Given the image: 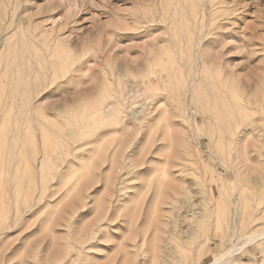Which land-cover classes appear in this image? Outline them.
<instances>
[{
  "label": "rangeland",
  "instance_id": "1",
  "mask_svg": "<svg viewBox=\"0 0 264 264\" xmlns=\"http://www.w3.org/2000/svg\"><path fill=\"white\" fill-rule=\"evenodd\" d=\"M21 1L11 0L29 8L13 38L19 46L0 56L2 72L10 53L18 55L0 75V264H208L230 247L231 230L241 239L264 228V0H213L229 20H218L208 38L233 36L237 43L223 50L254 76L236 82L243 91L235 97L197 86L186 100L178 96L181 74L146 91V69L123 62L140 60L143 43L159 37L162 16L186 13L190 0H78L71 8ZM39 24L61 35L49 47L54 55L39 39L36 51ZM30 69L37 74L27 76ZM204 83L197 85L221 84ZM128 86L131 106L118 97ZM169 186L178 189L173 209ZM229 264H264V238Z\"/></svg>",
  "mask_w": 264,
  "mask_h": 264
},
{
  "label": "bare ground",
  "instance_id": "2",
  "mask_svg": "<svg viewBox=\"0 0 264 264\" xmlns=\"http://www.w3.org/2000/svg\"><path fill=\"white\" fill-rule=\"evenodd\" d=\"M59 1L64 2L65 8H69V7L71 8L72 6H76V4L78 2V0H59ZM192 2L193 1L190 0V2L188 4H186V6L184 5V10L186 11V13H184V12L179 13L176 8H173L170 15H167V16L163 15L162 19L159 23V27H160V31L158 30L159 31L158 32L159 37L158 38L156 37V39H155V37H154L155 35H154V36H152L154 39L151 38L152 40L150 39V41H145L143 43V47H142V51H141V55H140L141 56L140 60L138 59V57H136L134 59H128L127 58L128 60L126 59L123 62V67L130 68V69L136 68L137 70H139L141 68L146 69V71L148 72V77L144 78V80H143V81H145L144 83L148 86L145 88L146 91L155 90V88L159 89L157 87V85H159V83L166 81L167 79L169 80L170 78H173L175 76L178 77V74H181L182 79H184V82H183V85L181 87L182 91L179 92L180 95H178V96H182V97L184 96L185 100L188 99L189 97L193 96L194 93L195 94L198 93L199 92L198 87H199V89H202V91L204 93H207V95L209 94V95L215 96V97L216 96L219 97V96H225V95L230 96L231 95V96L235 97L236 95H238L241 92V90L243 91V87L242 88L238 87V85H236V82L239 84L240 79L242 77L247 79V81L251 80L253 78L254 74H252V72L247 71L246 69H248V70L251 69L252 71H254V70L251 67V65H249V66L248 65L238 66L239 63L236 65L233 62V59L228 57L230 55L229 52H231V51L230 50H226V51L223 50V47H224L223 45L228 44L227 42H229L231 39H233V36L224 35V37L222 39H220L218 42L215 39L210 40L208 38L210 36V33H209L210 30L213 29V27L216 25V22L218 20L228 19V18H226L228 13H226V16H224V14H221L220 13L221 7H219L217 5V2H214L213 0H198L196 3L195 2L192 3ZM57 5L59 6L60 4L57 3ZM26 11H29V8L26 7L24 4L18 3V5H15V3L13 2V4L11 5V0L8 1L5 6H1V9H0V56H2V54L4 53V51L6 49L7 50L10 49V50L14 51L16 48H18L19 41L17 39L14 41L13 38L18 33V26L21 23L20 22V18H21L20 16H21V14H23V12H26ZM38 14H40V11L34 13V15L32 17V19L34 21H35V19H34L35 15H38ZM261 19H262V17H261ZM42 20H45V19H43V18L38 19V21H42ZM232 23H234V24L238 23L239 29H240V26L243 25V24L240 25V23L236 19H233ZM258 24H261V23L258 22ZM247 28L248 27H246V29ZM257 28H260V26L256 27L255 29H257ZM241 29H242V27H241ZM243 29H245L244 26H243ZM243 29L239 31L240 35L242 34V36L244 35V33L241 32V31H244ZM252 29L250 28V31ZM33 30H35V33L32 35V39L34 41V44L36 45L35 46L36 51L38 50L39 42L44 41V42L48 43L46 46L47 49L45 50L46 51L45 53L47 56H51V54H53V53L50 51L51 49L49 50V47L52 46L51 43H54L53 45H55L58 37H61V35L59 33H56L55 29H52L51 27L47 28L45 25H42V24H39L37 27L34 26ZM253 33L254 32H252L251 34H253ZM263 33H264V31H263ZM153 34H154V32H153ZM156 34H157V32H156ZM158 34H157V36H158ZM97 37H98V35H97ZM263 37H262V39H264ZM149 38H150V36H149ZM38 39H39V42H37ZM67 40L68 39L65 40L66 43H68ZM211 41H213V43H211ZM233 41L237 43L236 39H233ZM73 43H75V42L72 41V43H70V44L68 43V44L71 47L76 46V43H75V45ZM32 47H34V46H32ZM233 48L235 50H237V48H240V45H234ZM238 51H240V49ZM235 52H237V51H235ZM14 54H15V52L10 53L11 57L6 58V60L4 61V63H3L4 67H3V70L1 69L2 72H0V75L6 76L8 73V67L11 64L15 63L16 57L18 55L15 56ZM46 55L40 54V56L39 55L38 56L42 59V58H45ZM231 55H232V53H231ZM30 56H31V52L30 53L27 52L26 57H30ZM255 64H256V62H255ZM207 67H210L212 70V73L209 74V77H207L206 74H202L203 69H206ZM50 68H51V66H50ZM258 71H260V70H258ZM263 71H264V69H263ZM113 72L115 75L120 76L121 68H118L117 70H115ZM261 73H262V70H261ZM25 74L27 76H35L37 74V70L30 69ZM41 74L46 75V72L41 70ZM215 80H217L218 83H221L219 88L209 87L208 85H207V87H204V86L200 87L199 85H197L198 82L209 83V82H212ZM174 81H173V83H174ZM137 83H139V82H137ZM95 87H94V89H95ZM91 88L93 89V86L90 87L88 90H92ZM129 88L130 87L128 86V90L119 91L118 97H122L124 100L129 99L130 101L128 102V105L131 106V105L135 104L136 102H135V100L132 99L134 95L131 96L130 92L132 90ZM17 89H19V88H17ZM245 89H246L247 94L254 93V91L256 92L255 85H253L252 83H251V85L250 84L248 86L246 85ZM75 90H77V91H75V93H76V92H78L79 89H75ZM84 90L86 91V88H84ZM84 90L81 89L80 92L84 91ZM119 90H120V88H119ZM78 93H76L75 95H77ZM134 93H136V92H134ZM63 94L64 93H62V95ZM67 94H69V93H67ZM200 94H201V92H200ZM207 95H206V97H207ZM61 96H60V98H61ZM71 96H73V95L71 94ZM49 98H52V97L50 96ZM138 99H139V97H138ZM61 101H62V99H61ZM52 102H54V101H52ZM39 103H40V100H39ZM48 103L50 104L51 101ZM205 104H206V102H205ZM43 105H45V104H43ZM152 105H153L152 103H148L146 105V110H147V113L149 114V116H151V114L153 112H155V109ZM41 106H42V104H41ZM183 106L185 108H189L185 103ZM107 107H108V105H105L104 107L100 106V107H98L97 110L102 112ZM128 107L126 109H128ZM129 109H131V107ZM189 119H190V125H193V122H195V120H196L195 115L190 114ZM235 140H240L237 135L235 136ZM165 163H166V161H165ZM167 163H168V161H167ZM248 165L251 166L250 164H248ZM251 168H254V167H251ZM171 181H173V180H171ZM171 184H168V185H171ZM169 188H170V191H169L170 194L167 197L168 201L166 203L168 205H170L171 208L173 209L175 207V202L177 200L176 195H178V189L174 188V187H170V186H169ZM190 205H191V203H190ZM157 229H158V227H157ZM169 231H170V228L166 227V229L163 232V235L167 234V232H169ZM231 231H232V234L230 237V247L223 250L222 255L220 257L212 259L208 264H210L211 262L219 263V264H229V262L232 258V255L237 253L240 249L246 247L247 245H249L251 243H254L255 241H257L260 238H264V228L262 230L256 232V233H253V234H245L241 237V239H236L237 234H236L235 229H233ZM161 237H162L161 241L164 243V249L167 250L166 252H168L169 248L167 246V242H168L169 237L165 236V235L161 236ZM239 240H243L240 245L237 243ZM186 257H187V255H186ZM186 259L187 258H185V261H186ZM186 263L189 264V262H186Z\"/></svg>",
  "mask_w": 264,
  "mask_h": 264
}]
</instances>
